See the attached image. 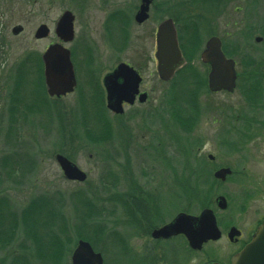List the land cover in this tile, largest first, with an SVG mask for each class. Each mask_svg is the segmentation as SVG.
<instances>
[{
    "label": "rangeland",
    "instance_id": "rangeland-1",
    "mask_svg": "<svg viewBox=\"0 0 264 264\" xmlns=\"http://www.w3.org/2000/svg\"><path fill=\"white\" fill-rule=\"evenodd\" d=\"M136 1L0 0V201L6 202L2 217L16 220L17 216L21 220L24 213L26 216L44 211L45 218L42 215L36 219L37 231L44 233L47 226L56 225L60 234V241L50 244L47 256L51 260L43 258L40 242L34 244L22 228L14 233V240L0 238L1 264H72V253L80 240L94 244L105 264H143L132 254L148 249L145 239L139 238L151 228L169 222L178 212L197 216L210 208L224 236L197 253L195 264H208L225 260L224 256L234 249L226 236L230 223L264 210V87L256 105L248 96L256 91L247 89V81L253 77L261 78L263 83L260 72L264 70L256 68L264 69V0H193L198 4L197 20L205 31L223 40L242 69L249 68L240 70L246 73L244 83L233 94H212L208 87L196 91L190 88L189 92L181 87L174 93L176 79L164 84L152 74L150 82L156 86L153 99L156 103L164 93V111L148 126L136 121L127 123L128 133L116 141L113 131L94 115L86 119L87 109L77 104V93L56 101L39 91L33 96V87L28 86L18 91L20 97L30 95L26 103L33 111L25 107L24 101L21 107L12 108L11 97L19 88L20 64L28 56H42L50 45L60 43L54 30L65 11L76 16L77 44L90 40L92 48L88 52L98 48L103 66H110L115 53L105 35L106 27L113 25L108 23L109 15L117 4L130 7ZM18 25L24 31L14 36L12 30ZM41 25L50 29V35L38 40L35 34ZM153 26H134V45L124 55L134 56L135 63H146L150 70L155 65L145 57V50L152 47L146 29ZM257 37L263 41L257 43ZM202 38L207 39L204 32ZM74 43L65 46L72 49ZM195 67L197 77L205 80L208 70L201 62ZM34 98L44 99L34 102ZM189 101L196 122L192 131H184L176 121L173 103ZM183 106L190 110L187 104ZM58 154L83 170L87 181L66 180L56 161ZM209 155L215 160L210 161ZM222 167L233 170L225 183L213 178L215 169ZM190 191L204 195L196 198ZM218 196L227 199L226 211L216 207ZM150 199L156 206L147 213L139 212L136 206L146 205ZM175 241L167 246L166 259L180 263L186 254L176 252L181 244ZM182 264L194 263L186 258Z\"/></svg>",
    "mask_w": 264,
    "mask_h": 264
},
{
    "label": "flooded vegetation",
    "instance_id": "flooded-vegetation-1",
    "mask_svg": "<svg viewBox=\"0 0 264 264\" xmlns=\"http://www.w3.org/2000/svg\"><path fill=\"white\" fill-rule=\"evenodd\" d=\"M133 6L125 7L124 5L117 4L109 15L108 23L110 22L113 25L106 27L105 35L106 38L108 37V42L110 41V48L113 49L115 53V58L113 60L114 63L110 66H103L104 61H100L98 48L97 51L94 50V53L88 52L92 48L91 44H89L90 40L89 42L83 41L77 44L78 41H75L74 39L71 43H69L72 44L75 42L72 49L69 50L72 55L77 84L73 93L68 94L64 98L73 96L77 93V104L85 106L87 109L84 111L88 114L86 119H91L94 115L98 122H101L103 126L110 128L113 131L112 134L114 141L119 139L123 133H128L130 125L127 123L136 121V124L138 125L148 126L152 118L154 120H158L159 117L157 116L160 115L161 110L164 111L166 99L161 98V96H164V93L162 92L159 96V104L157 105L158 100H156L155 103V100L153 99V91L156 90V86H152L150 82V75L152 76V74L154 76L157 75L159 78L157 61V34L159 27L162 24L166 22L172 24L176 31L178 44L184 58V65L178 69L176 75L181 70H189V64L195 67L196 63L201 62V64L205 67V70H208V78L210 67L202 63L201 55L206 49L207 42L213 37L220 39L222 43V51L228 58L231 52L220 37L215 34L207 33L204 25L201 22H198V13L196 12L198 4L193 0H187V2H182V0H151L147 12L148 19L142 24H139L136 21V16L141 10L142 0H137ZM76 20L75 16V25ZM149 24L154 25L152 28L146 29L149 31V38L151 36L152 47L145 50V57L150 59L149 62L155 65L154 70H150V66H147L146 63L144 66L135 63L134 56L130 58L124 57L125 53L132 45H134L136 33L133 30V27L136 26L137 28H146ZM202 32L206 34V40H203ZM76 44L77 46H75ZM79 55L80 57L82 56V58H79ZM140 58L142 59L141 56ZM187 58H192V60L189 62ZM74 60L77 65L74 64ZM82 63L83 66L81 67ZM122 66L124 67L122 68L123 70L120 69ZM129 69H132V71L136 73L140 79L137 86L138 93L136 94L130 90L136 86L137 78ZM195 69L197 70L196 67ZM242 70H249V68H244ZM256 70L263 69L256 68ZM244 74L245 73L241 74L238 71L237 83L243 78ZM107 83L112 85V100L114 103H117L122 107V114H116L108 108L109 93L107 90ZM257 88L260 87L255 85V91H257L255 96L258 98V96L261 95V90ZM144 98L145 101H142ZM258 102L259 101L255 100L252 104L256 105ZM95 111L96 113L94 114L93 112ZM133 186L132 191H134L137 187L136 184ZM154 206H156V204L152 199H150L146 205L141 204L136 207L139 212L146 210L147 213V211ZM180 213L183 212H178L169 222H164L161 223V225L151 228L147 232V235L139 238L140 240L145 239V242L148 243V246H146L148 249L144 250L142 253H132L137 261H140L143 264H182L186 261V258H191V262L194 264L196 263L195 258L198 252L193 251L190 248L184 236L172 237L168 240L153 238L155 230L172 222ZM156 216L161 217V215L157 213ZM263 222L264 210L261 213L258 212L254 214L253 217L242 216L237 221L230 223L226 233H228L232 227H236L240 231V235L234 242H230L234 249L231 250L227 256H224L225 260L219 261L218 263L231 264L233 257L252 240L259 226ZM120 235L121 234L117 237L119 238ZM173 241H180L181 244V248H176V252L186 254L185 259L184 256H181L183 257V261H180V263H177L174 260L169 262L170 259L169 261L166 259L165 250L169 244H173ZM126 243L129 246L128 236ZM138 257L142 260H139Z\"/></svg>",
    "mask_w": 264,
    "mask_h": 264
},
{
    "label": "water",
    "instance_id": "water-1",
    "mask_svg": "<svg viewBox=\"0 0 264 264\" xmlns=\"http://www.w3.org/2000/svg\"><path fill=\"white\" fill-rule=\"evenodd\" d=\"M150 2L151 0H142L141 10L136 16L137 23L142 24L148 19L147 12ZM74 21V15L70 11H66L56 24L55 34L65 44L74 40ZM22 32V26H16L12 30L15 36L20 35ZM49 34V28L46 25H42L37 30L35 37L41 40L47 38ZM256 41L260 43L262 38L258 37ZM157 45L159 77L162 81L168 82L174 77L176 71L184 65V58L178 44L176 31L171 23L166 22L159 27ZM42 61L48 95L60 98L72 93L76 86V76L70 51L62 44L51 45L42 55ZM201 61L211 68L208 75V90L211 93H234L237 85L236 62L231 58H227L223 53L222 43L219 38L213 37L207 42L206 49L201 55ZM122 68L124 67L122 66L120 69L123 70ZM129 70L137 78L136 86L130 90L136 94L138 93L137 86L140 79L132 69ZM107 88L109 93L108 108L116 114L123 113L122 107L112 100L113 88L110 83H107ZM142 101H145V98ZM209 159L213 161L214 157L210 155ZM56 161L67 180L80 183L87 180L86 173L66 157L57 155ZM231 175V169L223 168L214 173V178L225 182ZM216 204L220 210H226L228 207L227 200L223 196L217 198ZM178 235H184L190 247L197 251H201L208 242L219 241L222 237L216 215L212 209L203 210L199 216L182 213L172 223L153 233L154 238L163 239ZM238 235L236 228H232L228 237L233 241ZM103 263L102 255L95 253L90 243L83 240L78 242L72 256V264ZM231 264H264V223L260 226L252 241L233 258Z\"/></svg>",
    "mask_w": 264,
    "mask_h": 264
},
{
    "label": "trees",
    "instance_id": "trees-1",
    "mask_svg": "<svg viewBox=\"0 0 264 264\" xmlns=\"http://www.w3.org/2000/svg\"><path fill=\"white\" fill-rule=\"evenodd\" d=\"M235 53L233 51L230 52L229 57L230 58H234L237 62V59L235 58ZM187 60L190 62L192 60V58H187ZM253 60H251L252 62ZM238 63V62H237ZM252 66L254 65V63H251ZM247 65V64H245ZM238 68H239V72L240 69L242 70L243 66L241 64V62L238 63ZM189 70H181L177 77L175 78L176 81H174L173 83V92L175 93L176 91H178V88L181 87H186V90L191 91L194 90H198L197 88H206L207 87V80H200L197 77V74L195 72V67L191 66L190 64L188 65ZM264 70V69H263ZM243 74V73H242ZM246 74V73H245ZM260 76H264L263 72H260ZM17 77H18V86L19 88L16 89V95H14L13 97H11V101H12V108H15V106H20L22 104L23 101L25 102V107H27V109L32 110V106L30 107L29 103H26L27 99L30 97L23 95V96H19V91L21 89L27 90L29 87H33L31 90V92L33 93V96L37 94V92L39 91V93L41 95H43V93H46V89H45V84H44V77H43V64L41 61V56H35V57H30L28 56L19 66L18 71H17ZM261 78L257 79V78H251L248 82L249 85V90L255 91V85L257 87H260L261 89V94L263 92V87H264V77L262 78L263 83H260ZM244 82H242V79L239 80L238 82V87L242 88V84ZM29 86V87H28ZM191 88V89H190ZM258 89V88H257ZM188 91V92H189ZM257 92V91H256ZM255 93H248L249 98L251 99L250 101L253 103L255 100L260 101L259 99L261 98V95L255 96ZM31 99V98H30ZM36 99L34 102H39V101H43L42 99ZM33 99V100H34ZM33 103V102H32ZM184 103L187 104L188 106H190V110L187 111L184 108ZM263 103V100H262ZM174 107H173V112L176 114V121L179 123L180 127L182 130L184 131H192V127L195 124V110L191 109V102H183L181 103V105H178L177 103H173ZM255 105V104H254ZM21 107V106H20ZM1 125V124H0ZM1 130V129H0ZM199 191H201V189H199V187L197 188ZM197 189H194L193 191H196ZM190 191L191 195H193V197L199 198L202 197L204 195V193H202V196L197 193V192H193ZM188 190H186V194H187ZM189 195V194H187ZM206 195V193H205ZM199 202V200L197 201ZM6 202L5 201H0V238L2 237H7L8 240H14L15 239V234L17 232V230L21 229L24 231V234L27 238H29V240H32V242H34V244L36 243V241L40 242L39 245H41L42 247V252L45 254L44 255V259L45 260H51L50 257H48V251L50 250L51 245L50 244H54V243H58L60 241L59 237L60 234L57 231V229H55V227H57L56 225H49L45 228V232L44 233H40L39 231H37L36 229V219L41 218L42 215L45 218V212H38L37 214H30V215H24L20 216L22 217V219L20 220L19 218L16 220H12L13 218L10 216L11 220H9V218L7 217L6 219L2 217V208L4 206ZM51 206V205H50ZM51 209H53V207L51 206ZM13 215V214H12ZM14 216V215H13ZM21 223L23 224V227L21 226ZM53 228V231H51V229ZM44 229V228H43ZM15 233V234H14ZM46 244V245H43ZM65 251V249H63ZM39 252V251H38ZM40 255V252H39Z\"/></svg>",
    "mask_w": 264,
    "mask_h": 264
}]
</instances>
